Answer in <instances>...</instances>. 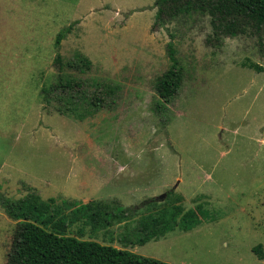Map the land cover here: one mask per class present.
<instances>
[{
	"label": "rangeland",
	"instance_id": "obj_1",
	"mask_svg": "<svg viewBox=\"0 0 264 264\" xmlns=\"http://www.w3.org/2000/svg\"><path fill=\"white\" fill-rule=\"evenodd\" d=\"M35 4L0 8V195L20 200L32 190L58 205L133 209L125 223H76L67 234L166 264H264L251 252L264 249V26L215 41L199 13L154 25V0ZM68 26L59 54L90 60L75 77L119 88L110 108L63 114L65 104L44 101L56 82L54 39ZM169 42L182 84L157 113L154 82L169 67ZM169 192L184 210L202 206L201 225L136 245L143 204ZM14 225L0 207V264Z\"/></svg>",
	"mask_w": 264,
	"mask_h": 264
},
{
	"label": "trees",
	"instance_id": "obj_2",
	"mask_svg": "<svg viewBox=\"0 0 264 264\" xmlns=\"http://www.w3.org/2000/svg\"><path fill=\"white\" fill-rule=\"evenodd\" d=\"M154 5L157 8L154 17L156 26L183 15L199 13L208 16L211 38L215 41L244 35L248 30L259 35L264 26V0H154ZM70 33L71 27L68 26L59 31L54 39L56 82L48 90H42L44 101L50 103L54 99L65 104L64 111L58 109L63 114H74L80 104L88 109L86 112L82 110L86 114L110 108L119 88L75 77L90 71V60L76 53L71 61L65 62L59 54L61 43ZM166 55L169 67L154 82V91L159 99L154 107L157 113L164 112L165 105L173 100L182 84L183 69L172 42L166 45ZM243 67L261 72L254 64ZM93 87L94 91L90 92ZM180 202V196L169 192L163 202L150 200L143 204L147 213L141 215L136 231L133 236L130 235L135 244L157 242L175 231L187 233L200 226L206 216L202 206L184 210ZM0 207L5 216L15 223L5 264H166L125 249L103 246L67 234L69 227L76 223L93 230L125 223L136 213L133 209L111 206L102 201L78 204L61 200L58 205L55 198L43 200L32 190L20 200L0 195ZM64 207L70 212L69 216L65 214ZM251 252L259 261L264 260L261 245L252 248Z\"/></svg>",
	"mask_w": 264,
	"mask_h": 264
},
{
	"label": "crops",
	"instance_id": "obj_3",
	"mask_svg": "<svg viewBox=\"0 0 264 264\" xmlns=\"http://www.w3.org/2000/svg\"><path fill=\"white\" fill-rule=\"evenodd\" d=\"M7 3L11 4L10 6L8 5L11 8H38L35 4L37 0H0V8H6Z\"/></svg>",
	"mask_w": 264,
	"mask_h": 264
},
{
	"label": "water",
	"instance_id": "obj_4",
	"mask_svg": "<svg viewBox=\"0 0 264 264\" xmlns=\"http://www.w3.org/2000/svg\"><path fill=\"white\" fill-rule=\"evenodd\" d=\"M177 187V185H175L174 186V189ZM166 197V194H163V195H161V196H159L158 198H157V201L158 202H162L163 201V199Z\"/></svg>",
	"mask_w": 264,
	"mask_h": 264
}]
</instances>
